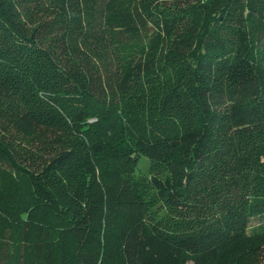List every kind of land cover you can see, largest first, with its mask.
<instances>
[{
    "label": "trees",
    "instance_id": "1",
    "mask_svg": "<svg viewBox=\"0 0 264 264\" xmlns=\"http://www.w3.org/2000/svg\"><path fill=\"white\" fill-rule=\"evenodd\" d=\"M218 134L243 167L195 191ZM261 253L264 0H0V264Z\"/></svg>",
    "mask_w": 264,
    "mask_h": 264
},
{
    "label": "rangeland",
    "instance_id": "2",
    "mask_svg": "<svg viewBox=\"0 0 264 264\" xmlns=\"http://www.w3.org/2000/svg\"><path fill=\"white\" fill-rule=\"evenodd\" d=\"M171 82H174L173 75ZM169 81V86H171ZM160 104H163L160 101ZM250 142L231 134H218L213 140V153L207 161L206 166L199 173L195 181V191L200 190L203 186L209 187L214 182L221 180L229 173H238L243 167L241 156L246 155ZM139 174L150 175L160 174L165 175L167 170L165 166L157 163H152L148 159H143L139 164ZM146 194L151 204L163 209V202L157 198L152 188L146 186ZM242 264H264V253L259 256H247Z\"/></svg>",
    "mask_w": 264,
    "mask_h": 264
}]
</instances>
